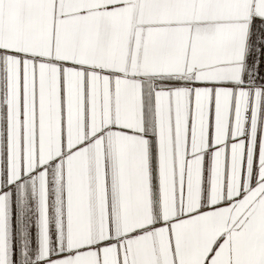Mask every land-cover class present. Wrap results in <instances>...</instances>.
<instances>
[{"label":"snow or ice","instance_id":"snow-or-ice-1","mask_svg":"<svg viewBox=\"0 0 264 264\" xmlns=\"http://www.w3.org/2000/svg\"><path fill=\"white\" fill-rule=\"evenodd\" d=\"M0 264H264V0H0Z\"/></svg>","mask_w":264,"mask_h":264}]
</instances>
